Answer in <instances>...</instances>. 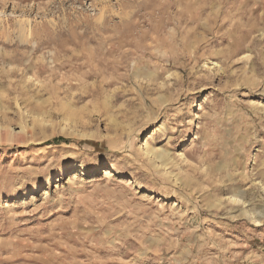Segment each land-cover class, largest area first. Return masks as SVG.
<instances>
[{"label": "rangeland", "instance_id": "rangeland-1", "mask_svg": "<svg viewBox=\"0 0 264 264\" xmlns=\"http://www.w3.org/2000/svg\"><path fill=\"white\" fill-rule=\"evenodd\" d=\"M0 264H264V0H0Z\"/></svg>", "mask_w": 264, "mask_h": 264}, {"label": "bare ground", "instance_id": "bare-ground-1", "mask_svg": "<svg viewBox=\"0 0 264 264\" xmlns=\"http://www.w3.org/2000/svg\"><path fill=\"white\" fill-rule=\"evenodd\" d=\"M147 152H151L152 155H155L156 157L161 158L163 160L165 159L164 156L158 150H150L149 149V150H147ZM106 173H107L108 176H110V173L111 172L110 171H107ZM73 176H74V178L75 177H78L77 173L76 174H73ZM47 193H48L47 192V189H45L42 194H47ZM35 197H36V195L35 194H32L31 199H35ZM255 222L259 223V221L256 220V219H255Z\"/></svg>", "mask_w": 264, "mask_h": 264}]
</instances>
